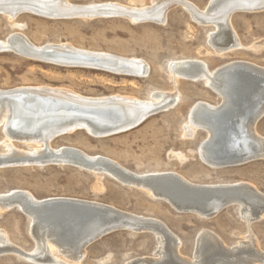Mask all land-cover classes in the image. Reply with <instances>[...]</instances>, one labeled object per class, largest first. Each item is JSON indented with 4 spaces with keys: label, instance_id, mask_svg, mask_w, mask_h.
Masks as SVG:
<instances>
[{
    "label": "bare ground",
    "instance_id": "1",
    "mask_svg": "<svg viewBox=\"0 0 264 264\" xmlns=\"http://www.w3.org/2000/svg\"><path fill=\"white\" fill-rule=\"evenodd\" d=\"M175 7H181L196 24L213 26L207 43L217 56H223L244 48L232 29L231 15L264 11V0H209L202 10L187 0H150L149 4L133 0L128 6L117 2L76 5L68 0H0V14L10 21L29 13L51 19L120 17L134 24L164 25L168 12ZM261 45L264 47V42ZM258 46L253 48L258 49ZM0 47L39 62L69 64L77 61L134 78L149 74L148 64L140 59L82 50L66 43L37 46L19 32L0 40ZM34 51L54 54L61 59L35 55ZM167 70L174 78L204 81L221 99L217 105L196 102L183 126L186 137H191L197 130L207 133V138L197 149L198 158L205 165L220 169L264 159V137L256 130V124L264 116V67L236 60L210 71L203 61L185 59L171 61ZM177 102L178 94L164 91L152 92L147 100H139L117 94L90 98L48 86L0 89V129L5 138L2 144L7 148L0 153V164L8 166L1 168L73 166L110 176L123 185L166 201L177 212L204 220L236 206L248 227L263 219L264 194L250 183L202 185L175 172L139 175L103 156H91L73 147L51 146L54 139L75 131H85L95 138L128 131L149 117L174 108ZM13 143L33 148L22 150ZM48 200L89 205L97 209L93 211L95 214L109 212V220L92 223L89 229L79 232L85 220L77 215V210H43L41 205ZM13 206L28 214L29 234L35 248L24 251L10 243L6 233L0 231V255L11 254L33 264H81L87 242L103 238L101 230L111 225L154 236L156 249L153 256L134 258L125 264H264V251L249 228L244 240L233 246H227L218 235L202 228L197 233L191 257H187L180 251L181 240L154 218L77 198L36 199L23 190L0 193V213Z\"/></svg>",
    "mask_w": 264,
    "mask_h": 264
},
{
    "label": "rangeland",
    "instance_id": "2",
    "mask_svg": "<svg viewBox=\"0 0 264 264\" xmlns=\"http://www.w3.org/2000/svg\"><path fill=\"white\" fill-rule=\"evenodd\" d=\"M68 1L76 5L117 2L128 6L133 3V0ZM143 1L150 3V0ZM187 1L202 10L209 0ZM230 22L244 48L217 56L207 43L213 26L196 24L181 7L168 12L164 25L148 22L134 24L120 17L51 19L29 13L10 21L0 14V40L19 32L37 46L66 43L82 50L140 59L149 66L146 77L134 78L103 69L34 61L13 52L0 51V89L48 86L90 98L117 94L139 100H147L155 91L176 93L178 102L174 108L157 113L128 131L101 138L92 137L85 131H75L54 139L51 146L73 147L91 156H103L139 175L175 172L202 185L246 182L264 194V159L213 169L198 158L197 149L207 138V133L197 130L191 137H186L183 126L187 114L196 102L217 105L221 99L204 81L174 78L167 70L171 61L185 59L203 61L210 71L236 60L264 67V47H261L264 42V11L237 12L231 15ZM256 45H259L258 49L253 48ZM256 130L264 137V116L256 124ZM4 140L0 129V153L7 149L2 144ZM13 144L22 150L33 148ZM13 190L27 191L36 199L67 197L94 201L127 213L157 219L181 240L180 251L187 257H191L197 233L202 228L218 235L227 246L243 241L249 228L257 245L264 251V217L248 227L236 206L204 220L193 214L177 212L166 201L123 185L110 176L73 166L0 168V193ZM29 227V219L18 210L9 209L0 213V231L6 233L10 243L24 251L35 248ZM155 249L152 234L119 230L85 248L81 264H125L134 258L153 256ZM0 264L33 263L3 254L0 255Z\"/></svg>",
    "mask_w": 264,
    "mask_h": 264
},
{
    "label": "water",
    "instance_id": "3",
    "mask_svg": "<svg viewBox=\"0 0 264 264\" xmlns=\"http://www.w3.org/2000/svg\"><path fill=\"white\" fill-rule=\"evenodd\" d=\"M2 13V12H0ZM9 48H6V47H0V51H7ZM36 53L35 55H41L43 57H45L47 54L46 52H43V51H40V52H35ZM48 57H56L57 59H61V57H58V56H55L54 54H48L47 55ZM30 57V56H29ZM43 61H47L45 59H41ZM50 63H54V64H57V65H63V66H69V67H90V68H95V69H103V70H108V69H105V68H102V67H98V66H92V65H85V64H81L80 62H71L69 64H63V63H58V62H52L50 61ZM22 94V93H21ZM13 165V164H12ZM12 165H9V166H12ZM1 167H8L6 165H1L0 164V168ZM60 206V207H59ZM41 207L43 208V210H56L57 209H60L62 210V208H68V210H70V208L72 209H75L77 210V215L79 217H82L84 218L83 220L84 223H82V225L80 226V231H85L86 229H89V227H91L92 223H97L98 221H107L109 220L108 219V216L109 215V212H103V211H99V213L95 214L93 213V211H97L96 208L94 207H91L89 205H80V204H76V203H64L63 201H56V202H53V201H46L45 203H43V205H41ZM11 209H15V210H18L19 208H17L16 206L12 207ZM19 211L25 216V217H28V214L25 213L24 211L20 210ZM47 211V212H48ZM92 213V215L90 214ZM95 214V215H93ZM106 228V227H105ZM103 228L101 231H103L101 233V237L103 236H106L107 234H110V233H113V232H116V231H119L121 230V228L119 227H115V225H111V226H108L106 229ZM95 242V239H92V240H89L87 242V246H89L90 244H93Z\"/></svg>",
    "mask_w": 264,
    "mask_h": 264
}]
</instances>
